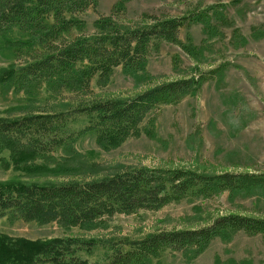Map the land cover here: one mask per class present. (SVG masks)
<instances>
[{"label": "rangeland", "instance_id": "rangeland-1", "mask_svg": "<svg viewBox=\"0 0 264 264\" xmlns=\"http://www.w3.org/2000/svg\"><path fill=\"white\" fill-rule=\"evenodd\" d=\"M100 14L113 16L121 25L142 24L144 17H188L178 38L195 47L194 55L163 39L152 42L141 69L115 67L108 82L90 86L97 96L127 98L161 83L201 75L202 86L175 104H163L140 124L139 133L116 147L101 145L92 132L79 136L71 151L59 149L34 163L48 169L33 173L15 166L12 147L0 144V183L22 181L49 183L62 180L66 168L79 160L96 171L123 167H181L213 175L223 172L264 174V0H97L80 16L85 33L95 31ZM205 15V21L196 20ZM77 33V31H74ZM27 36L14 28L0 33V118H13L21 110L40 103L48 93L45 84L15 91L5 69L26 63L23 41ZM24 46L21 50H15ZM62 95L69 94L61 91ZM51 103H58L60 96ZM49 97V98H50ZM86 117L72 116L67 127L78 130ZM59 165V166H58ZM61 169V170H60ZM264 218V187L250 191L219 190L208 196L188 197L158 210L115 213L104 227H63L55 222L39 224L17 217L0 219V234L30 239L76 237L90 241L78 254L102 263L106 253L122 247L125 239H138L155 230L200 227L223 214ZM121 245V246H120ZM113 247V248H112ZM125 246H123L124 248ZM142 264H264V232L228 231L210 240L199 254L166 250L158 259Z\"/></svg>", "mask_w": 264, "mask_h": 264}, {"label": "trees", "instance_id": "trees-1", "mask_svg": "<svg viewBox=\"0 0 264 264\" xmlns=\"http://www.w3.org/2000/svg\"><path fill=\"white\" fill-rule=\"evenodd\" d=\"M96 4L97 0H0V33L16 28L27 36L22 42L26 63L5 69V78L15 91L28 92L30 87L45 84L48 93L40 103L23 108L19 116L0 118V144L12 147V161L27 173L48 169L43 163H34L35 158L59 149L71 151L74 141L87 132L101 145L116 147L140 132V124L151 111L175 104L202 86L204 79L198 75L170 80L132 97L97 96L90 86L93 78L103 86L117 66L125 71L141 69L156 40L177 44L189 55L196 49L189 36L187 43L178 38L179 28L190 23L186 16L149 15L142 24L121 25L111 14H100L95 31L87 34L80 14ZM205 18L200 14L196 20ZM63 90L69 94L63 96ZM52 94L55 99L61 97L58 103L50 104ZM77 115L87 122L71 130L67 120ZM95 168L101 167L92 170L89 163L79 160L78 167L66 168L75 173L63 171L61 181L0 183V219L17 217L89 229L106 226L115 213L154 211L219 190L264 187V174L248 172L204 175L181 167ZM237 230L264 232V218L230 213L200 227L155 230L138 239H125L122 247H112L102 263L80 256L79 250L91 248L90 241L76 237L30 239L0 234V264H142L160 258L166 250L192 254L193 258L211 239Z\"/></svg>", "mask_w": 264, "mask_h": 264}]
</instances>
